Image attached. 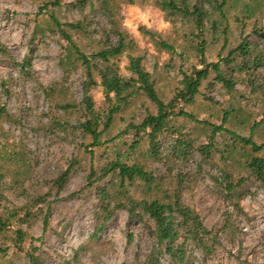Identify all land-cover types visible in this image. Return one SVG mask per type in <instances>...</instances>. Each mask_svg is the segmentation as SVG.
<instances>
[{"label":"trees","instance_id":"trees-1","mask_svg":"<svg viewBox=\"0 0 264 264\" xmlns=\"http://www.w3.org/2000/svg\"><path fill=\"white\" fill-rule=\"evenodd\" d=\"M111 1L49 0L39 7V14L48 15L51 33L66 43L67 65H76L82 76L78 101L50 100L61 114L51 113L49 126L63 133L75 152L54 177L30 184L32 167L37 165L32 151L21 140L9 139L3 124L16 120L6 105L0 106V264L13 255L21 257V264H46L35 245L39 238L28 230L41 219L42 231H48L52 203L80 167L83 188L94 191L98 206L90 240L97 238L116 212L124 211L129 221L142 225L150 242L144 264H160L164 256L172 264H198L193 259L196 251L204 258L211 257L221 247L222 235L237 233L235 220L246 215L241 206L243 199L254 193L252 188L264 190V143L254 140V133L264 125V112L257 115L259 119H254L250 134L245 136L229 128L232 107L222 110L219 123L198 119L186 110L199 98L215 104L210 97L214 91H223L247 105L264 96V28L252 30L255 41L243 37L229 46L228 0H159L156 5L161 10L190 25L185 39L193 59L188 63L184 53L160 34L139 28L140 34L160 50L180 59L177 87L164 100L155 77L144 64L145 57L127 53V41L132 40L114 20ZM125 2L131 5L135 0ZM62 7L94 14L101 23L92 28L86 15L71 22L61 21L52 10ZM217 35L222 46L215 60H209V38ZM73 37H83L96 48L86 53ZM0 58L17 71L11 81L32 79L29 56L17 61L0 42ZM55 89L43 87L48 98ZM96 91L103 97L97 108L93 97ZM140 97L153 109L146 107L140 120L130 118L123 130L111 136L117 116ZM61 115L72 118L63 119ZM189 124L205 129V139L193 137ZM109 144L115 145L112 156L103 152L99 155L103 163L96 165V150ZM86 159L87 166L82 168L81 162ZM200 179L207 180L210 191L227 206L217 231L210 229L201 213L183 200V192ZM12 189L17 194L20 191L16 203L8 199ZM135 189H140L141 197L131 195ZM235 260L250 264L238 257Z\"/></svg>","mask_w":264,"mask_h":264},{"label":"rangeland","instance_id":"rangeland-1","mask_svg":"<svg viewBox=\"0 0 264 264\" xmlns=\"http://www.w3.org/2000/svg\"><path fill=\"white\" fill-rule=\"evenodd\" d=\"M48 1L0 0V42L17 61L26 56L30 57L32 79L16 81L10 80L11 77L13 79L17 76L16 69L2 62L0 58V106L6 105L7 111L13 114L12 118L16 120L14 123H4L3 129L7 131L10 140H21L23 145L32 151L37 165L32 167L30 184L45 177H54L60 169L66 167V158L74 154L73 143L65 139L58 129L49 126L51 113L56 116L61 114L53 108L50 100L61 103L78 101L82 81L78 67L67 65L65 41L51 33L52 26L48 15L39 14V7ZM74 1L76 0H65V3ZM158 1L135 0V3L130 5L125 0H112L111 4L115 14L114 20L118 22L120 30L127 35L128 40H132L127 41V53L145 57L144 64L155 77L161 98L168 100L177 87L180 59L160 50L148 37L140 34L139 28L157 32L179 52L184 53L188 63H192V52L185 39L190 25L169 16L156 5ZM52 11L65 22L79 20L86 15L92 28L101 23L94 14L80 13L76 8L62 7ZM226 14L229 46L239 43L243 37L255 41L252 30L264 28V0H228ZM216 38L219 36L209 38V60H215L222 46V41ZM77 40L80 48L86 53L96 48L94 43L83 37ZM119 66H124L123 60L119 62ZM43 87L56 88L51 98L47 97ZM6 89L9 90L8 93ZM239 89L247 92L243 86H239ZM93 97L96 108L100 107L103 101L101 93L96 91ZM210 97L215 100V104L199 98L195 104L186 106V110L198 119L219 123L222 110L232 107L234 110L228 125L241 135L248 136L254 119L258 120L257 115L264 112V96L252 99L250 105L239 102L237 98L223 91H214ZM146 107L153 109L142 97L132 102L117 116L110 135L115 136L123 130L130 118L140 120ZM61 116L63 119L72 118L69 115ZM187 128L193 137L205 139V129L195 124H189ZM254 140L264 143V125L254 133ZM114 146L109 144L96 150V159L103 152L112 156ZM87 163L88 159L83 160L82 168L87 166ZM102 163L101 158L95 161L96 165ZM80 168L71 177L63 193L52 203L48 231H42L41 219H37L28 230L33 237L39 238L35 245L43 253L45 263L144 264L150 242L143 232L142 225L129 221L124 211L116 212L97 238L90 240L94 228L93 214L98 210V206L94 191L83 188L84 173ZM9 192L10 202L16 203L20 200V191L19 194L14 189ZM73 192L76 193L75 196L69 197ZM251 192L254 193L247 195L241 203L246 215L235 220L237 233L222 235L221 247L209 258H204L196 251L193 254L195 263L238 264L235 260L238 257L239 260H246L250 264H264V190L252 188ZM131 195L141 197L140 189L133 190ZM183 200L201 213L204 223L210 229H219L222 213L227 206L210 191L207 180L200 179L195 185H191L183 192ZM19 258L21 257L17 255L10 256L3 264H21ZM160 264L172 263L168 256H164Z\"/></svg>","mask_w":264,"mask_h":264}]
</instances>
